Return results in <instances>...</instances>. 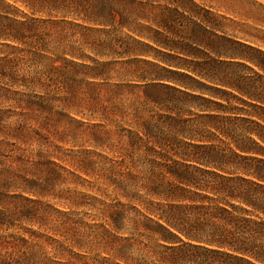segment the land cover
<instances>
[{
    "label": "trees",
    "instance_id": "trees-1",
    "mask_svg": "<svg viewBox=\"0 0 264 264\" xmlns=\"http://www.w3.org/2000/svg\"><path fill=\"white\" fill-rule=\"evenodd\" d=\"M143 4L138 0H0V104L12 103L20 110L15 115L38 128L25 123L9 130L0 126V133L27 144L36 139L34 133L50 131L53 118L66 117L61 110H73L79 103H87L92 115L105 120L98 125L104 130L95 143L115 157L103 156L107 168L96 170L92 166L96 162L90 161L80 170L108 183L129 202L140 203L146 213L132 206L144 218L134 221L135 231L140 225L148 228L151 222L163 230L164 222L168 234L161 238L165 245L160 244L149 261L132 255V237L114 236L110 247L123 261L115 264H264V53L247 47L252 54H231L226 62L211 58L197 66L176 65L175 71L166 70L170 76L163 84V75H151L138 66L146 61L136 56L146 52L132 48L128 40L145 46L143 41L130 35L94 34L106 33L116 22L127 27L132 8ZM139 37L149 39L144 34ZM153 41L163 47L159 38ZM167 47L199 58L190 48ZM238 67L252 76L231 73V68ZM126 77L136 81L127 82ZM163 93L166 98L161 105L158 97ZM229 95L253 110L256 120L240 118L257 127H242L250 146L233 140L236 150L227 151L174 136L193 137L195 133L187 105L203 112H225L226 106L218 100ZM150 103L159 112L153 113ZM4 113L0 110V115ZM199 116L211 121L218 117ZM156 117L166 119L163 126ZM106 125L114 130H107ZM210 126L229 135L224 123L211 122ZM181 144L211 150L206 162L213 169H190L186 162L200 163L203 158L191 156L179 148ZM170 155L183 160L178 162L182 171L165 166L167 173L176 176L173 182L141 180L133 173L137 164L144 163L163 170V160L169 161ZM145 196L167 202L156 222L152 215H158L157 203L146 201ZM123 205L108 209L105 215L117 231L124 229ZM35 211L29 207L19 213L0 210V264H72L44 256V247L32 239L37 238L33 232H25L30 238L7 233L15 221L35 223ZM114 240L123 245L115 246Z\"/></svg>",
    "mask_w": 264,
    "mask_h": 264
},
{
    "label": "rangeland",
    "instance_id": "rangeland-1",
    "mask_svg": "<svg viewBox=\"0 0 264 264\" xmlns=\"http://www.w3.org/2000/svg\"><path fill=\"white\" fill-rule=\"evenodd\" d=\"M138 1L145 4L132 8L133 14L127 20V27H121L116 22L106 28V33L94 34H113L121 38L130 35L143 41L147 46L128 40L132 48L146 52L136 56L146 61L138 63V66L151 75H163V84L167 83L165 77L170 76L166 70L175 71L176 65L197 66L211 58L226 62L230 60L231 54H252L247 47L264 53V0ZM139 34H144L149 39L139 37ZM155 38L163 41V47L154 43ZM167 44L190 48L199 58L183 53L179 48L170 49ZM216 51L222 55L217 56ZM241 60L234 59V62L246 63ZM161 67L163 72L160 71ZM225 71L229 72L228 69ZM231 71L242 76H252V73L243 67L231 68ZM124 80L136 81L133 77H126ZM204 83L210 87L215 85L208 81ZM227 91L237 95L231 90ZM164 97L166 98L164 93L158 97L161 98V105L165 102ZM218 101L226 106L225 112L219 111L220 109L203 112L196 106L187 105L185 109L190 111V125L194 126L192 129L195 133L193 137L174 136L183 142L226 148L227 151L228 148L236 150L233 140L250 146L251 143L242 132V127L257 128L250 122L256 120L251 115L253 110L233 99L231 95L226 100ZM148 107L155 110L153 113L159 112L157 108H152L151 103ZM0 110L5 111L0 115V126H3L4 130L24 123L38 129L31 121H25L23 117L15 115L20 110L12 103L0 104ZM61 111L67 116L61 119L53 118L50 131L41 130L40 135L34 133L36 139L27 144L7 139L0 133V210L12 213L24 212L27 207L36 210L35 223L26 220L15 221L14 227L7 233L30 238L29 233L25 232H33L37 238L32 239L44 247V256L72 264H115V261L123 263L111 249L110 242L114 236L132 237V255L151 260L153 257L150 255L160 250V244L165 245L161 240L162 236L168 237L164 222L163 230L151 222L148 228L140 225L139 231H135L134 221L143 220L141 215L146 213L140 203L129 202L118 195L108 183L80 170L81 166L90 161L96 162L92 165L96 166V170L107 168L108 161L104 160L103 156L115 157L109 149L101 148L95 143L104 130L98 125L105 124V120L92 115L87 110V103H79L73 110ZM206 114L218 117L211 121L199 116ZM240 118L250 120L244 122ZM155 119L162 126L166 120L163 117ZM211 122L217 125L224 123L229 135L225 137L213 129ZM106 129L114 130V126L106 125ZM178 146L188 150L186 152L191 156L203 158L200 163L186 162L190 169L194 166L213 169L206 162L211 150L191 148L183 144ZM166 154L168 153L163 151V155ZM182 161L180 157L170 155L169 161L163 160V170L154 164L144 163L137 164L133 173L141 180L173 182L176 176L167 173L165 166H170L173 172H179L183 168L178 162ZM230 171L235 172L233 169ZM145 199L157 203L155 208L158 215H152L156 222L165 212L164 206L167 202L154 196H145ZM121 205L125 207L124 229L117 231L106 221L105 215L109 212L108 209L116 210ZM132 206L142 210V214L139 215ZM174 234L180 236L176 232ZM182 239L187 242L185 238ZM114 244L119 246L123 245V242L114 240Z\"/></svg>",
    "mask_w": 264,
    "mask_h": 264
}]
</instances>
